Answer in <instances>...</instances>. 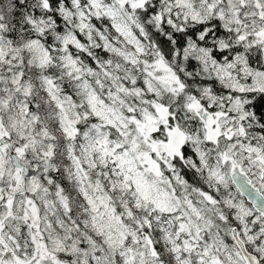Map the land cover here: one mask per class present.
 I'll use <instances>...</instances> for the list:
<instances>
[{"label":"snow or ice","instance_id":"snow-or-ice-1","mask_svg":"<svg viewBox=\"0 0 264 264\" xmlns=\"http://www.w3.org/2000/svg\"><path fill=\"white\" fill-rule=\"evenodd\" d=\"M0 264H264V0H0Z\"/></svg>","mask_w":264,"mask_h":264}]
</instances>
